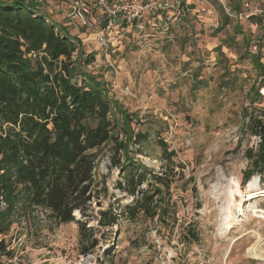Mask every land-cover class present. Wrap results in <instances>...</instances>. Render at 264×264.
Returning <instances> with one entry per match:
<instances>
[{
  "label": "rangeland",
  "instance_id": "1",
  "mask_svg": "<svg viewBox=\"0 0 264 264\" xmlns=\"http://www.w3.org/2000/svg\"><path fill=\"white\" fill-rule=\"evenodd\" d=\"M44 2L54 12L51 19L58 25L68 22L86 51L96 54L87 70L103 78L111 98L134 113L133 130H151L144 153L137 152L138 146L131 147L133 158L151 171L149 178L164 169L159 138L167 142L176 154V164L183 167L176 168L178 174L170 190L165 189L163 218L157 215L132 221L122 216L116 225L100 226V211L113 206L120 212L134 200L118 187L123 180L121 167L112 166L109 152L101 154L98 173L108 189L93 200L87 218L99 239L93 252L82 253L79 226L72 222L43 227L39 237H18L22 227H15L6 238H13L17 253L32 264H106L109 254L114 256L111 264H264V180L254 174L245 183L250 163L246 150L256 148L259 137L244 126L249 117H243V108L255 114L264 108V99L252 106L249 95L252 85L259 87L261 94L264 86L249 59L242 60L235 49L224 47L243 86L235 91H216L223 71L216 65L215 48L232 30V25L220 30V9L205 0L209 10L200 13L196 11L198 0H191L198 17L186 23L194 26L186 43L182 44L184 31L150 35L149 30L140 33L134 29L123 39H118L120 34L112 40L109 57L98 43V32L104 25L100 11L93 8L97 28H89L70 21L68 0ZM57 4L61 9L54 7ZM244 30L253 36L252 54L255 44L264 51V27L254 28L245 21ZM240 39L238 36L236 41ZM197 70L213 80L210 87L193 93L192 73ZM121 160L124 162V156ZM235 181L244 195L237 193L242 205L232 207L230 226L225 217L232 206L230 192ZM251 193H255L254 198L248 200Z\"/></svg>",
  "mask_w": 264,
  "mask_h": 264
},
{
  "label": "trees",
  "instance_id": "2",
  "mask_svg": "<svg viewBox=\"0 0 264 264\" xmlns=\"http://www.w3.org/2000/svg\"><path fill=\"white\" fill-rule=\"evenodd\" d=\"M208 1L220 9V30L232 25L215 48L216 65L223 71L216 91H235L243 84L223 48L235 49L240 59H249L259 76H264V51L259 46L252 54L253 36L244 30L245 21L230 17L220 1ZM246 1L253 0H225L235 12ZM188 3L191 0L182 2ZM151 16L144 28L135 31L149 30L150 35L184 31L182 44L194 31L186 23L198 17L194 10L179 19L161 10ZM246 21L262 28L264 13ZM238 36L241 39L236 41ZM95 59L96 54L87 52L67 26L37 11L31 0H0V264H32L12 247L13 238H6L15 227H22L18 237H39L43 227L74 222L79 226L82 253L93 252L99 239L87 218L93 200L108 189L98 173L101 154L106 152L112 166L123 170L118 187L134 200L120 212L113 206L100 211L98 224L110 227L122 216L132 221L163 218L165 189L170 190L176 168L183 165L176 164L175 152L159 138L164 169L149 178L151 171L133 158L131 147L138 146L137 152L144 153L151 130H133L134 113L111 98L103 78L87 70ZM212 80L195 71L191 92L210 87ZM254 85L249 94L252 106L264 99ZM243 117H249L244 125L249 132L259 136L256 148L246 150L250 163L245 183L254 174L264 180V108L257 114L243 108ZM146 184L148 188H142ZM107 257L106 264L113 263V254Z\"/></svg>",
  "mask_w": 264,
  "mask_h": 264
},
{
  "label": "built area",
  "instance_id": "3",
  "mask_svg": "<svg viewBox=\"0 0 264 264\" xmlns=\"http://www.w3.org/2000/svg\"><path fill=\"white\" fill-rule=\"evenodd\" d=\"M69 9L67 16L70 21L79 23L89 28H97V23L92 17L93 8L101 12L104 25L98 32V43L102 52L111 55L112 40L120 37L133 29H142L155 10L163 11L167 16L181 18L193 10L191 4H182L184 0H68ZM205 0H198L200 13L207 12L209 7ZM224 6L227 14L237 20L246 21L254 15L264 13L262 0L246 1L241 11L235 12L229 8L225 0H218ZM258 52V45H254L253 53ZM264 82V76H260ZM264 86V83H263ZM264 96V87L262 88ZM256 136V135H255ZM259 137V136H257Z\"/></svg>",
  "mask_w": 264,
  "mask_h": 264
},
{
  "label": "bare ground",
  "instance_id": "4",
  "mask_svg": "<svg viewBox=\"0 0 264 264\" xmlns=\"http://www.w3.org/2000/svg\"><path fill=\"white\" fill-rule=\"evenodd\" d=\"M234 187H236V188H234ZM234 187H232L231 192H230L231 193V198H232V206L228 207V210H227V213H226V217H225L226 223L228 225H230V226L233 224V220H234V215L232 213V207L239 206V208H240L241 205H242V199L239 200L237 196H239V194H241L242 196L244 195L243 191L240 189L239 181H235ZM251 188H252V186H251ZM237 193H239V194H237ZM254 194L255 193H251L249 195L248 200H251L252 198H254ZM76 214L78 215L79 212L76 211Z\"/></svg>",
  "mask_w": 264,
  "mask_h": 264
},
{
  "label": "crops",
  "instance_id": "5",
  "mask_svg": "<svg viewBox=\"0 0 264 264\" xmlns=\"http://www.w3.org/2000/svg\"><path fill=\"white\" fill-rule=\"evenodd\" d=\"M31 3H32L33 7H34L37 11L43 13L44 15L48 16L49 18H54V17H55V15H53V13H54L53 10L50 9V6L48 7V6L45 5L44 0H31ZM44 5H45V6H44ZM52 5H54V4H52ZM54 7H55L56 9H57V8H58V9H61L62 5L57 4V5H55ZM64 16H65V13H64ZM69 23H70V22H69ZM67 24H68V22L64 23L63 25H64V26H67ZM67 27H68V26H67ZM68 29H69L70 33H72L73 35H77V34H74V33L72 32V30H70L69 27H68Z\"/></svg>",
  "mask_w": 264,
  "mask_h": 264
},
{
  "label": "water",
  "instance_id": "6",
  "mask_svg": "<svg viewBox=\"0 0 264 264\" xmlns=\"http://www.w3.org/2000/svg\"><path fill=\"white\" fill-rule=\"evenodd\" d=\"M77 215V214H76Z\"/></svg>",
  "mask_w": 264,
  "mask_h": 264
}]
</instances>
